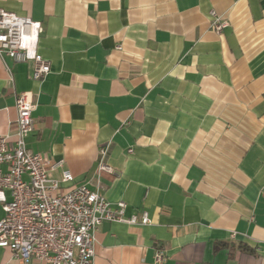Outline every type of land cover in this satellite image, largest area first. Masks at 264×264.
I'll use <instances>...</instances> for the list:
<instances>
[{"label":"crops","instance_id":"crops-1","mask_svg":"<svg viewBox=\"0 0 264 264\" xmlns=\"http://www.w3.org/2000/svg\"><path fill=\"white\" fill-rule=\"evenodd\" d=\"M0 10L42 24L51 65L34 80L31 62L0 58V135L14 128L16 95L36 94L28 150L63 161L65 190L87 185L151 220L104 222L95 264H154L158 250L163 264H264V0H0ZM211 11L228 22L221 34ZM107 144L112 174L99 171ZM0 264L24 263L0 248Z\"/></svg>","mask_w":264,"mask_h":264},{"label":"built area","instance_id":"built-area-1","mask_svg":"<svg viewBox=\"0 0 264 264\" xmlns=\"http://www.w3.org/2000/svg\"><path fill=\"white\" fill-rule=\"evenodd\" d=\"M211 27L219 34L228 22L210 12ZM43 32L40 22L0 10V58L16 63L31 62L33 79L42 80L51 72L50 62L39 53ZM17 119L14 128L0 135V248L11 251L24 264H95L96 232L104 222L131 226L151 222L146 211L125 216L126 203L115 206L87 185L65 190L74 181L63 161H50L27 148V138L35 129L33 111L37 96L32 92L16 95ZM110 145L99 150V171L114 173L107 158ZM62 170L61 179L53 174ZM232 238L236 233L231 234ZM158 250L154 264H163Z\"/></svg>","mask_w":264,"mask_h":264},{"label":"rangeland","instance_id":"rangeland-1","mask_svg":"<svg viewBox=\"0 0 264 264\" xmlns=\"http://www.w3.org/2000/svg\"><path fill=\"white\" fill-rule=\"evenodd\" d=\"M0 216H1V213H0Z\"/></svg>","mask_w":264,"mask_h":264}]
</instances>
